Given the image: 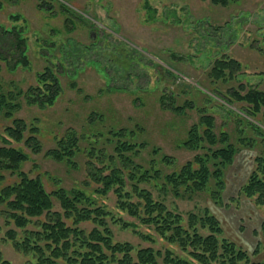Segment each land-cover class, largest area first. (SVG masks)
Here are the masks:
<instances>
[{
	"label": "rangeland",
	"instance_id": "1",
	"mask_svg": "<svg viewBox=\"0 0 264 264\" xmlns=\"http://www.w3.org/2000/svg\"><path fill=\"white\" fill-rule=\"evenodd\" d=\"M0 2L3 4L0 23L25 27L28 38V62L18 68L13 67L20 57L18 52L0 50L4 55L0 57L4 89L13 88L12 82L28 89L36 84L37 74L47 66L59 75L63 87L54 104L46 108L28 106L21 100L22 107L15 117L34 123L41 141L39 153H32L24 143H12L29 155L23 171L30 177H40L48 191L58 186L89 191L93 176L87 172L86 161L96 156L89 151L97 145L111 153L109 141L118 140L114 136L118 132L126 137L132 134L130 138L145 144L143 159L151 160L162 154L175 158L180 166L203 153V149L187 148L184 144L190 127L199 124L200 117L208 113L213 117L218 137L226 131L229 141L237 147L234 161L223 172L224 191L211 188L213 196L206 192L190 200L161 195L155 189L153 194L184 216L189 212L211 213L222 224L221 239L235 242L249 253L252 261L264 260L263 208L241 193L256 167L255 158L264 152V117L261 114L257 118L246 117L240 113L242 104L223 107L217 98V94L224 95L226 90L240 85L264 90V0H236L226 8L213 6L210 0H150L149 8L145 7L146 0ZM62 3L88 21L74 17L66 20L61 12ZM13 15L20 18L13 19ZM225 58L240 64L234 81L212 82L213 62ZM168 70L175 74L174 78L168 76ZM181 87L194 91L181 94ZM211 96L215 102L210 100ZM162 97L164 105L160 102ZM189 101L192 103L187 106ZM183 106L184 116L178 111ZM230 111L240 114L242 119ZM9 125L11 121L6 114L0 113V146L4 145L2 138L6 137ZM71 132L78 135L83 149L75 156L73 165L48 154L61 137ZM3 174L0 189L19 179L9 172ZM98 203L111 212L107 224L115 241L129 242L135 248H170L187 258L177 246L169 245L153 229L119 208L113 193L103 196ZM115 217L131 226L124 228L112 220ZM82 226L90 230L94 224ZM11 229L23 231L13 222L8 223L5 213L0 212L4 258L13 264H30V259L17 252L7 238ZM140 233L152 234L155 242L143 239ZM259 245V254L253 256Z\"/></svg>",
	"mask_w": 264,
	"mask_h": 264
},
{
	"label": "trees",
	"instance_id": "2",
	"mask_svg": "<svg viewBox=\"0 0 264 264\" xmlns=\"http://www.w3.org/2000/svg\"><path fill=\"white\" fill-rule=\"evenodd\" d=\"M149 1L146 0L145 7H150ZM210 2L213 6L226 8L236 0ZM60 7L66 20L70 21L74 17L88 21L65 4H60ZM0 9H3L1 2ZM12 18L18 19L20 16L13 15ZM0 50L18 52L20 57L15 61L14 68L26 64L28 38L25 27H9L0 23ZM0 57L4 58L1 51ZM213 63L210 73L212 82L234 81L240 64L227 58L217 59ZM168 76L174 78L175 74L168 70ZM12 84L13 88L6 91L0 78V113H5L11 121V125L5 129L6 137L2 138L4 145L0 146V183L5 179L4 172L16 175L19 179L0 189V212L5 213L8 223L13 222L18 229L23 230L20 234L11 229L6 235L14 249L30 259V264H264V260L252 261L249 253L235 242L221 239L224 230L216 216L209 212L203 215L189 212L184 216L153 194L152 189H155L161 195L171 194L177 199L190 200L206 192L213 196L215 192L211 188L220 193L224 191L223 172L234 161L237 147L229 141L226 131L218 137L213 129L212 115L203 114L200 123L190 127L189 138L184 144L187 148L203 149V153L196 154L192 160L180 166L175 158L162 154L158 156L160 151L155 148L153 151L158 158L143 159L145 144L130 138L132 134L126 137L118 132L114 135L118 137L116 143L109 141L113 148L111 153L106 147L97 145H93L89 151L96 154L86 161L87 172L93 176L89 191L82 188L68 190L61 186L48 191L40 177H30L22 170L29 155L12 144L24 143L32 153H39L41 141L38 127L15 115L22 107L23 99L28 106L41 109L53 105L63 88L62 81L51 66H47L37 74L36 84L30 85L28 89L23 90L14 82ZM180 91L181 94H192L194 90L181 87ZM223 94H215L223 103L220 106L239 103L242 104L240 113L246 117L257 118L259 114L264 117V90L240 85ZM163 96L166 97L165 94ZM164 97L160 99L163 105ZM210 100L216 101L213 96ZM191 103L186 102V105L190 106ZM183 107L178 110L182 116L186 109ZM232 112L242 119L234 111L229 113ZM243 120L248 121L247 118ZM254 128L261 130L256 126ZM79 140L75 132L68 133L58 140L56 147L48 154L60 162L73 165L75 156L83 150ZM219 142L222 143L215 148ZM255 165L241 193L254 199L264 211V152L255 158ZM109 193L115 195L119 208L153 229L169 245L177 246L187 258L177 255L170 248H135L129 242L115 241L107 224L111 212L105 205L98 203L100 198ZM56 204H59V209H56ZM112 220L124 228L131 226L116 217ZM85 223H93L94 227L87 230L82 226ZM140 234L143 239L155 242L152 234ZM261 234L264 240V220ZM259 248L260 245L253 256L259 254ZM0 264H13L4 258L1 245Z\"/></svg>",
	"mask_w": 264,
	"mask_h": 264
}]
</instances>
